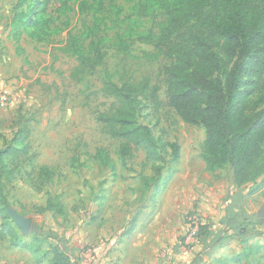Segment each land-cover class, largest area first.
I'll list each match as a JSON object with an SVG mask.
<instances>
[{"label":"rangeland","instance_id":"rangeland-1","mask_svg":"<svg viewBox=\"0 0 264 264\" xmlns=\"http://www.w3.org/2000/svg\"><path fill=\"white\" fill-rule=\"evenodd\" d=\"M80 1L52 0L37 15V24L13 29L17 0H0V94L5 96L0 103V149L15 145L14 133L22 125L18 120L24 117L29 159L4 183L8 206L5 218L0 213V229L5 232L0 264H48L54 246L69 255L70 264H228L217 260L244 246L233 229L219 244L202 241L209 229L228 233L219 219L225 200L237 191L230 184V169L215 174L205 170L200 158L204 130L183 122L168 105L166 86L158 75L164 60L147 57L153 47L135 41L131 54L124 55L113 45L115 32L126 31L133 2L102 0L97 15L108 26L105 62L81 81L71 80L76 56L62 47L68 34L86 46L82 24L92 22V10L82 12ZM97 1L89 0L93 5ZM150 23L141 19L139 30ZM107 74L118 84L150 76L151 84L159 86L158 107L146 101L138 121L149 125L155 136L175 142L179 156L174 161L167 149L160 181L176 171L157 193L152 184L145 187L142 177L152 176L160 163L146 159L139 149L122 161L120 140L97 118L118 106L102 91ZM99 152L108 153L111 163L103 164ZM40 167L53 170L50 180L38 176ZM48 198H55L63 211L43 210ZM234 203L252 220L248 242L264 243V187ZM11 212L29 220L27 230L18 227ZM193 216L205 228L201 238L185 244Z\"/></svg>","mask_w":264,"mask_h":264},{"label":"trees","instance_id":"trees-1","mask_svg":"<svg viewBox=\"0 0 264 264\" xmlns=\"http://www.w3.org/2000/svg\"><path fill=\"white\" fill-rule=\"evenodd\" d=\"M52 0H17L11 26L37 24V15L45 12ZM133 2L127 17L126 31L115 32L113 45L124 55H130L135 41L149 44L153 52L147 57H161L158 75L166 86L168 105L185 123L201 126L204 139L200 158L206 171L217 173L228 167L234 187L257 183L251 191L264 185V0H129ZM102 0L93 5L81 0L79 9L90 11L92 22L83 23L86 46L68 34L62 50L76 56L70 72L74 82L81 81L105 62L104 30L108 26L98 17ZM150 19L147 29L139 30L141 19ZM159 86L151 77L139 81L126 79L116 83L107 74L104 94L113 96L117 108L111 113H99L98 120L106 132L120 140L119 158L123 161L136 150L156 164L154 174L142 177L145 187L152 184L159 192L176 169L162 181L167 149L174 161L179 156L178 145L155 136L151 127L138 121V112L149 101L154 109L159 105ZM13 136L15 145L0 149V213L6 217L8 206L4 183L27 164L26 119ZM30 158V157H29ZM103 164L111 163L106 152H99ZM169 169V167H168ZM54 172L47 167L38 169V176L50 180ZM219 177V176H217ZM43 210L62 212L55 198L46 200ZM249 214L241 209L230 211L226 223L244 243L241 251L222 263L259 264L264 259V243L254 244L246 238L253 228ZM205 227L199 225L198 237ZM5 235L0 229V239ZM201 235V236H200ZM19 242V240L17 241ZM217 242V241H216ZM209 246V245H208ZM219 261V262H220ZM48 264H70L69 255L52 247Z\"/></svg>","mask_w":264,"mask_h":264},{"label":"crops","instance_id":"crops-1","mask_svg":"<svg viewBox=\"0 0 264 264\" xmlns=\"http://www.w3.org/2000/svg\"><path fill=\"white\" fill-rule=\"evenodd\" d=\"M230 181H231V186H233L234 188V185H233V181H232V177L230 175ZM260 181V179L257 181V183ZM257 183H247L246 185L242 186V187H235V190H237L235 193L236 195L233 197H230L229 199L225 200L226 201V209H224L223 211V214L221 215L220 217V221H219V224L220 225H224L226 226L227 230H228V233L226 232L225 233V230L221 229V232H217V233H213V231H211V229H209V233H207V237H203V243L204 245H206L207 243L209 244H215L216 241H218V244L220 243L219 241L223 240L225 241L227 239V237L225 236V234H229V231H231V229L229 228L230 226L226 223V217L229 215L230 211H239L241 209H244L241 205L237 204V203H234V201H239V197H245V196H248V195H251L253 194V192H259L261 190V188L264 187L261 186L258 190H252V188H254L256 186ZM253 186V187H251ZM233 191V190H231ZM247 212V210H245ZM248 213V212H247ZM224 234V235H222ZM225 236V237H224ZM209 239V240H208ZM208 240V241H207ZM206 255H209V253H207ZM220 261L219 259L217 260V262ZM262 261V264H264V259L261 260ZM228 264H238V263H235V262H228Z\"/></svg>","mask_w":264,"mask_h":264},{"label":"built area","instance_id":"built-area-1","mask_svg":"<svg viewBox=\"0 0 264 264\" xmlns=\"http://www.w3.org/2000/svg\"><path fill=\"white\" fill-rule=\"evenodd\" d=\"M5 96L0 94V103L4 101ZM191 224L189 225V231L187 236L185 237V244L190 243L193 239V242H195V239L198 237V230H199V222L195 219V216H193V219H191ZM189 241L187 242V240Z\"/></svg>","mask_w":264,"mask_h":264},{"label":"water","instance_id":"water-1","mask_svg":"<svg viewBox=\"0 0 264 264\" xmlns=\"http://www.w3.org/2000/svg\"><path fill=\"white\" fill-rule=\"evenodd\" d=\"M11 217L14 220V222L18 225V227L22 230L25 231L27 230L29 226V220L24 217L23 215L16 213V212H11Z\"/></svg>","mask_w":264,"mask_h":264}]
</instances>
